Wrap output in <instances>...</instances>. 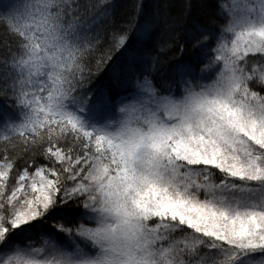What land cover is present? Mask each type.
Segmentation results:
<instances>
[{"label": "snow or ice", "instance_id": "6c2138e0", "mask_svg": "<svg viewBox=\"0 0 264 264\" xmlns=\"http://www.w3.org/2000/svg\"><path fill=\"white\" fill-rule=\"evenodd\" d=\"M111 9L0 0V264H264V0L155 55Z\"/></svg>", "mask_w": 264, "mask_h": 264}, {"label": "trees", "instance_id": "16d2710c", "mask_svg": "<svg viewBox=\"0 0 264 264\" xmlns=\"http://www.w3.org/2000/svg\"><path fill=\"white\" fill-rule=\"evenodd\" d=\"M89 2L96 3L98 0H89ZM219 2L231 4L232 0H219ZM217 3L218 0H111L112 9L109 20L99 30L103 34L106 28L110 34L114 30L123 31L130 23H142L145 18L151 19L155 23L150 37L141 41L133 31L129 34L128 43L130 46H142L155 55L161 45L171 42L173 35L177 36L181 43H185L186 30L194 25L212 27L213 21L221 23L217 16ZM137 4L142 6V14L139 16L136 13ZM189 4L190 10L187 8ZM168 25L174 26V32ZM106 46L107 41L101 51ZM185 47L191 50V43H185ZM93 55H99V52ZM176 55H178V49L167 51L166 54L161 55V59L167 66L174 63L172 57ZM40 162H43L42 159ZM19 163L23 165L24 161L21 160Z\"/></svg>", "mask_w": 264, "mask_h": 264}]
</instances>
